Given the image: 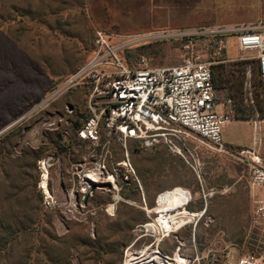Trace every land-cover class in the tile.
<instances>
[{"label":"rangeland","instance_id":"rangeland-1","mask_svg":"<svg viewBox=\"0 0 264 264\" xmlns=\"http://www.w3.org/2000/svg\"><path fill=\"white\" fill-rule=\"evenodd\" d=\"M254 8L264 22V0H0V264H128L129 254L156 247L175 264L264 260V229L252 223L264 194L250 187L249 171L237 160L200 140L188 141L185 158L108 131L99 145L76 141L91 115L90 91L81 87L18 122L89 61L97 31L114 45L130 43L121 56L131 68L143 58L150 68L178 66L192 53L211 62L210 40L191 46L143 37L248 27ZM252 57L231 37L222 59L247 58L253 75ZM218 103L235 116L224 140L249 148L252 111L244 102ZM262 128L264 159V119ZM61 141L74 145L60 153ZM178 215L193 222L161 242L148 232Z\"/></svg>","mask_w":264,"mask_h":264},{"label":"built area","instance_id":"built-area-1","mask_svg":"<svg viewBox=\"0 0 264 264\" xmlns=\"http://www.w3.org/2000/svg\"><path fill=\"white\" fill-rule=\"evenodd\" d=\"M231 37L237 39L240 51L253 53L252 59L257 61L264 79V23L248 27L187 28L145 35L143 39H186L191 46L203 39L214 43L211 62L192 53L178 66L156 68L148 67L145 58L136 68L129 67L121 52L130 43L114 45L105 33L97 31L94 54L89 61L49 91L18 122L70 90L86 88L90 91L91 115L78 132L80 141L99 145L102 133L108 131L110 135H119L125 143L141 141L147 149L164 146L172 154L185 158L191 150L188 141L200 140L209 149L245 165L250 187L261 189L264 194L263 118L256 110L251 66L246 70L243 102L252 111V144L243 150L229 149L223 137L224 127L235 116L230 110H218L213 66L234 61L219 60L227 52ZM227 104L231 106L232 101ZM53 125L55 123L49 124ZM45 164L41 165L42 172ZM252 221L253 226L264 229V195L256 200ZM226 264H264V260L249 255Z\"/></svg>","mask_w":264,"mask_h":264},{"label":"trees","instance_id":"trees-1","mask_svg":"<svg viewBox=\"0 0 264 264\" xmlns=\"http://www.w3.org/2000/svg\"><path fill=\"white\" fill-rule=\"evenodd\" d=\"M219 60H223L222 57ZM255 67L252 75L253 82V92L255 96L256 110L259 113L260 117L264 119V79L261 77L257 61L253 62ZM247 62L238 61V62H228L221 63L219 65L213 66V82L217 93L218 101H238L243 103V86L244 79L247 70ZM256 73V80L254 82V76ZM59 83H56L49 91L53 90L58 86ZM241 115H244L241 113ZM89 118V117H88ZM87 118V120H88ZM82 127H79L75 134L76 141H80L78 138V132ZM74 142L66 143L59 142L55 145V150L64 153L67 152L74 144ZM73 144V145H72ZM229 149L243 150L244 147L228 145ZM46 151V149H43ZM42 151V153H43ZM134 193L139 194V188L136 186L134 188ZM122 196L128 200H131V193L123 191ZM202 210V208L200 209Z\"/></svg>","mask_w":264,"mask_h":264},{"label":"bare ground","instance_id":"bare-ground-1","mask_svg":"<svg viewBox=\"0 0 264 264\" xmlns=\"http://www.w3.org/2000/svg\"><path fill=\"white\" fill-rule=\"evenodd\" d=\"M43 167L44 180L46 181L47 178V168ZM193 219L191 216H175L173 218L168 219L167 221L155 225L152 229H149V233L158 236V242H161L163 237H166L170 233L178 230L182 226L186 224H191ZM175 264L173 260L166 257L161 251L159 247H156L154 250L151 251L149 248L143 249L139 253H131L128 255V264ZM179 264V263H176Z\"/></svg>","mask_w":264,"mask_h":264},{"label":"crops","instance_id":"crops-1","mask_svg":"<svg viewBox=\"0 0 264 264\" xmlns=\"http://www.w3.org/2000/svg\"><path fill=\"white\" fill-rule=\"evenodd\" d=\"M249 5V4H248ZM258 8V7H257ZM257 8L255 9L254 8V10H252V11H254V15H252L251 16V19H250V21L248 22V24H249V26L250 25H255V24H258V23H264L263 22V20L260 18V16L257 14ZM231 27H233V26H231ZM226 142V141H225ZM228 145H235L236 146V144H234V143H230V142H226Z\"/></svg>","mask_w":264,"mask_h":264},{"label":"water","instance_id":"water-1","mask_svg":"<svg viewBox=\"0 0 264 264\" xmlns=\"http://www.w3.org/2000/svg\"><path fill=\"white\" fill-rule=\"evenodd\" d=\"M95 188H96V186L95 185H93V188L91 189V193H93L94 191H95ZM87 198H89V195H88V197Z\"/></svg>","mask_w":264,"mask_h":264}]
</instances>
